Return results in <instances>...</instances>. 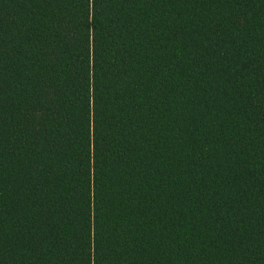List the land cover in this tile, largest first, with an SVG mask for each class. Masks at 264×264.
Returning a JSON list of instances; mask_svg holds the SVG:
<instances>
[{"label": "trees", "instance_id": "16d2710c", "mask_svg": "<svg viewBox=\"0 0 264 264\" xmlns=\"http://www.w3.org/2000/svg\"><path fill=\"white\" fill-rule=\"evenodd\" d=\"M0 264H264V0H0Z\"/></svg>", "mask_w": 264, "mask_h": 264}]
</instances>
